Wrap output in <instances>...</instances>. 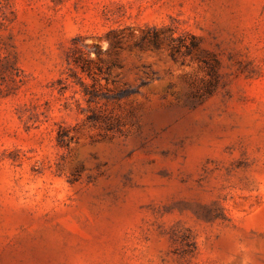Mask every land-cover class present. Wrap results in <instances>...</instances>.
Listing matches in <instances>:
<instances>
[{
  "label": "rangeland",
  "instance_id": "rangeland-1",
  "mask_svg": "<svg viewBox=\"0 0 264 264\" xmlns=\"http://www.w3.org/2000/svg\"><path fill=\"white\" fill-rule=\"evenodd\" d=\"M0 264H264V0H0Z\"/></svg>",
  "mask_w": 264,
  "mask_h": 264
},
{
  "label": "trees",
  "instance_id": "trees-1",
  "mask_svg": "<svg viewBox=\"0 0 264 264\" xmlns=\"http://www.w3.org/2000/svg\"><path fill=\"white\" fill-rule=\"evenodd\" d=\"M74 63H77V61H74ZM81 68H82V71H83V72L85 71L88 75L91 76L92 73H91V70H90L89 67L81 66ZM84 94L87 95V97H88L87 100H88L89 102L94 101L95 98H96V96H97L93 91H88V90H86V89H84Z\"/></svg>",
  "mask_w": 264,
  "mask_h": 264
}]
</instances>
